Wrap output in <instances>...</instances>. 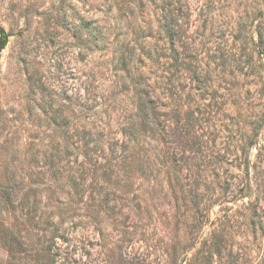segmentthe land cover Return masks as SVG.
Segmentation results:
<instances>
[{"label":"rangeland","instance_id":"rangeland-1","mask_svg":"<svg viewBox=\"0 0 264 264\" xmlns=\"http://www.w3.org/2000/svg\"><path fill=\"white\" fill-rule=\"evenodd\" d=\"M0 264H264V0H0Z\"/></svg>","mask_w":264,"mask_h":264},{"label":"water","instance_id":"water-1","mask_svg":"<svg viewBox=\"0 0 264 264\" xmlns=\"http://www.w3.org/2000/svg\"><path fill=\"white\" fill-rule=\"evenodd\" d=\"M5 45V39L4 38H1L0 39V49L3 48Z\"/></svg>","mask_w":264,"mask_h":264}]
</instances>
